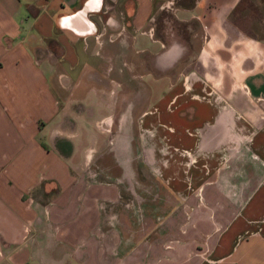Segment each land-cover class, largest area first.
<instances>
[{"label": "crops", "instance_id": "1", "mask_svg": "<svg viewBox=\"0 0 264 264\" xmlns=\"http://www.w3.org/2000/svg\"><path fill=\"white\" fill-rule=\"evenodd\" d=\"M263 22L264 0H0V264H264V121L200 184L202 201L192 203L207 208L195 206L191 227L180 228L185 242L168 248L153 242L150 223L133 222L136 212L100 211L99 202L119 198L115 183L85 179V149L64 124L86 121L68 113L63 92L64 76H105L98 83L109 113L91 124L114 122L106 86L115 83V51L125 50L143 55L151 77L189 60L204 75L218 69L239 82L233 106L245 110L247 94L264 106ZM45 42L59 53H42ZM204 110L193 106L191 120ZM90 127L99 134L96 163L114 177L115 133L109 144L108 129Z\"/></svg>", "mask_w": 264, "mask_h": 264}, {"label": "rangeland", "instance_id": "2", "mask_svg": "<svg viewBox=\"0 0 264 264\" xmlns=\"http://www.w3.org/2000/svg\"><path fill=\"white\" fill-rule=\"evenodd\" d=\"M252 16L256 17L253 10ZM49 49L55 53L60 50L56 44H41L40 51L45 55L51 51ZM115 55L119 58L115 57V63L111 62L113 68L109 70L115 69V83L110 81L106 86L115 98L114 122L101 120L91 124L109 113L102 104L108 94L100 90L98 83L105 76L71 74L64 76L70 85L63 92L67 97L71 94L73 103L68 113L80 115L86 123L68 119L64 133L79 140V152L85 149L87 165L83 175L88 182L103 186L115 183V195L119 198L115 202H99L100 211L136 212L133 222L137 226L150 223L156 229L153 242L170 248L177 242H185L186 233H180V228L191 227L195 206L207 208L200 203L204 193L200 184L229 162L231 149L248 146L256 128L264 121V106L257 105L249 94L248 102L243 100L248 104L245 110L233 106L231 99L238 97L232 88L240 87L239 82L218 69L204 75L199 73L202 69L197 70L189 60L167 72H153L152 79L146 71L143 55H132L125 50L115 51ZM91 59V63L100 65L103 61L96 55ZM118 70L120 74L116 75ZM151 79L154 82L164 80L161 92L168 86L161 100L157 101L160 91L153 88ZM229 81L231 89H226L228 84L224 89L223 83ZM100 83L104 85L105 82ZM193 106L196 110L201 106L205 109L199 120H191L196 119L191 117ZM216 115L222 116L221 122H216ZM83 124L89 125L88 131L81 132L79 137V127ZM90 126L100 131L108 129L109 144L114 141L115 133V150L121 154V165L115 164L114 177L96 163L92 151L99 146L94 142L99 134ZM197 198L200 202L192 203ZM207 241L205 238L200 244Z\"/></svg>", "mask_w": 264, "mask_h": 264}]
</instances>
